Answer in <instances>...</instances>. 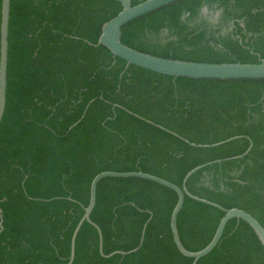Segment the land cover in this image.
<instances>
[{
	"label": "trees",
	"instance_id": "obj_1",
	"mask_svg": "<svg viewBox=\"0 0 264 264\" xmlns=\"http://www.w3.org/2000/svg\"><path fill=\"white\" fill-rule=\"evenodd\" d=\"M122 9L114 0H11L0 264H68L91 182L102 172H144L182 187L192 169L241 156L250 140L243 158L206 167L187 186L264 227V80L175 78L128 65L98 45ZM204 9L219 11V22ZM1 11L2 0L0 34ZM121 40L175 60L260 64L264 0H182L127 24ZM238 136L219 147L192 146ZM177 201L175 191L149 180L103 179L91 215L103 252L138 250L105 258L85 222L72 264H192L171 231ZM224 215L186 196L177 221L184 247L204 249ZM197 264H264V246L249 224L232 219Z\"/></svg>",
	"mask_w": 264,
	"mask_h": 264
},
{
	"label": "water",
	"instance_id": "obj_2",
	"mask_svg": "<svg viewBox=\"0 0 264 264\" xmlns=\"http://www.w3.org/2000/svg\"><path fill=\"white\" fill-rule=\"evenodd\" d=\"M121 3L122 11L108 21L102 30L99 37L98 45L106 47L115 57L124 60L128 65H133L157 74L171 76L175 78H189L198 80H221V81H231V80H264V58L260 64H243V63H206V62H192V61H182L170 58L159 57L144 53L133 49L125 45L122 40V29L127 24L164 7L182 0H146L139 3L138 5H133L132 0H114ZM10 9L11 0H2V11H1V40H0V123L3 120L6 103H7V73H8V57H9V26H10ZM244 138V136H238L230 138L226 141L219 142L212 145H196L192 146L199 148H213L219 147L236 139ZM188 142V141H187ZM253 147V142L250 140V146L247 152L241 156H237L230 159H220L206 164L197 166L188 172L183 179L182 187L160 178L155 175H151L144 172H113L106 171L98 174L91 182L90 186V201L88 206L84 209L85 213L79 224L77 225L72 241H71V256L68 264H72L75 259L76 253V239L79 231L85 222L91 224L99 234V248L100 253L105 258H110L116 254L128 255L136 252L138 249L122 252L117 251L110 255H105L103 252V234L100 227L94 223L91 219L92 212L96 206L97 201V189L99 183L105 178H140L149 180L165 187H168L176 192L178 196V201L174 207L171 214V231L174 239V243L178 251L185 257L193 259L192 264H197L199 260L208 256L219 244L225 228L228 222L232 219L244 220L249 226L254 230L259 240L264 246V227L259 223V221L249 214L248 212L233 208L225 209L222 206L200 198L190 193L188 190V181L190 178L196 174L198 171L212 166L217 163H222L228 160L241 159L247 155ZM208 181L206 178L205 181ZM189 198L216 207L224 211L225 215L221 219L215 235L211 242L202 250L193 252L186 249L181 241L179 230H178V216L183 209L185 198ZM0 217H3V212L0 209ZM1 230H3V224L0 223ZM144 234V232H143ZM143 241V239H142Z\"/></svg>",
	"mask_w": 264,
	"mask_h": 264
},
{
	"label": "rangeland",
	"instance_id": "obj_3",
	"mask_svg": "<svg viewBox=\"0 0 264 264\" xmlns=\"http://www.w3.org/2000/svg\"><path fill=\"white\" fill-rule=\"evenodd\" d=\"M204 16L212 23L217 24L219 22L220 12H213L210 13L208 9H204L203 11ZM230 26L223 28V31L226 33L231 32Z\"/></svg>",
	"mask_w": 264,
	"mask_h": 264
}]
</instances>
